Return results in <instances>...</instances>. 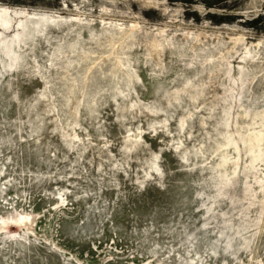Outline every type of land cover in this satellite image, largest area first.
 <instances>
[{
  "label": "rangeland",
  "instance_id": "1",
  "mask_svg": "<svg viewBox=\"0 0 264 264\" xmlns=\"http://www.w3.org/2000/svg\"><path fill=\"white\" fill-rule=\"evenodd\" d=\"M0 264H264V0H0Z\"/></svg>",
  "mask_w": 264,
  "mask_h": 264
},
{
  "label": "bare ground",
  "instance_id": "2",
  "mask_svg": "<svg viewBox=\"0 0 264 264\" xmlns=\"http://www.w3.org/2000/svg\"><path fill=\"white\" fill-rule=\"evenodd\" d=\"M12 217V216H11ZM26 218V217H25ZM6 219H10V218H6ZM23 219V218H22ZM20 219H15V222H20V224H23V220H21V221H19ZM7 221V220H6ZM11 221H12V219H11ZM14 221V220H13ZM4 222H5V220H4ZM8 222V221H7ZM10 222V221H9ZM8 222V223H9ZM25 226V225H24ZM31 229V228H30Z\"/></svg>",
  "mask_w": 264,
  "mask_h": 264
}]
</instances>
